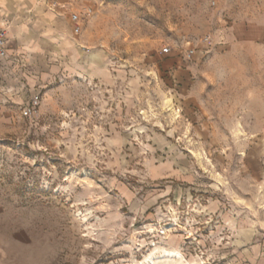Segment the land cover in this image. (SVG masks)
<instances>
[{"label": "rangeland", "instance_id": "obj_1", "mask_svg": "<svg viewBox=\"0 0 264 264\" xmlns=\"http://www.w3.org/2000/svg\"><path fill=\"white\" fill-rule=\"evenodd\" d=\"M42 1L70 24L14 11L0 262L264 264V0Z\"/></svg>", "mask_w": 264, "mask_h": 264}, {"label": "crops", "instance_id": "obj_2", "mask_svg": "<svg viewBox=\"0 0 264 264\" xmlns=\"http://www.w3.org/2000/svg\"><path fill=\"white\" fill-rule=\"evenodd\" d=\"M16 9L25 15L23 16L25 20H30L32 22L33 28L46 27L47 35L50 37L52 35L59 36L55 31L65 32L67 30V22L68 27L70 24L67 16H64V14L58 10L48 9L42 0H0V22L5 21L4 23H9V25H11L10 35H8L7 30L0 25V28L6 31V57L0 61V72L7 67L10 49L15 45L29 42L32 39V36L26 34L25 25L21 24L16 17L14 13ZM53 12H58L65 20L54 16ZM70 22L73 26L72 20H70ZM63 36L66 35L62 34V37L61 35L59 37L63 39L67 38V36ZM173 200H177V197H174ZM0 264L3 263L0 262Z\"/></svg>", "mask_w": 264, "mask_h": 264}, {"label": "bare ground", "instance_id": "obj_3", "mask_svg": "<svg viewBox=\"0 0 264 264\" xmlns=\"http://www.w3.org/2000/svg\"><path fill=\"white\" fill-rule=\"evenodd\" d=\"M161 254H162L161 257L158 260H171L177 264H193L192 262L186 261L181 255V253L174 247L172 249L162 250ZM153 257L155 256L149 255L148 257H146L144 264H154V260L156 259H153Z\"/></svg>", "mask_w": 264, "mask_h": 264}, {"label": "built area", "instance_id": "obj_4", "mask_svg": "<svg viewBox=\"0 0 264 264\" xmlns=\"http://www.w3.org/2000/svg\"><path fill=\"white\" fill-rule=\"evenodd\" d=\"M72 22H73L74 33H78L80 27H79V18L77 15H72ZM5 41H6L5 31L0 28V61L6 57Z\"/></svg>", "mask_w": 264, "mask_h": 264}]
</instances>
